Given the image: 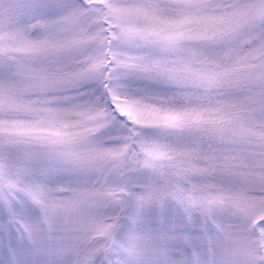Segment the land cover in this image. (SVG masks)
<instances>
[{
    "label": "snow or ice",
    "instance_id": "1",
    "mask_svg": "<svg viewBox=\"0 0 264 264\" xmlns=\"http://www.w3.org/2000/svg\"><path fill=\"white\" fill-rule=\"evenodd\" d=\"M0 264H264V0H0Z\"/></svg>",
    "mask_w": 264,
    "mask_h": 264
}]
</instances>
